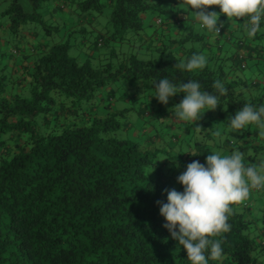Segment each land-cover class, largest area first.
I'll return each mask as SVG.
<instances>
[{
  "label": "trees",
  "instance_id": "16d2710c",
  "mask_svg": "<svg viewBox=\"0 0 264 264\" xmlns=\"http://www.w3.org/2000/svg\"><path fill=\"white\" fill-rule=\"evenodd\" d=\"M5 1L0 31V264H191L163 227L166 221L156 201L167 203L165 189L183 191L176 178L193 160L205 163L203 143L177 157L163 141L162 128L168 122L188 134V125H205L204 118L212 115L217 126L210 129L213 134L219 133L218 126H227L236 136L237 150L243 153L251 146L264 157V116L235 132L225 122L246 103L264 104V84L243 73L247 58L257 64L262 57V47L247 45H256L252 40L260 41L264 34V14L254 37L244 24L248 17H233L237 31L227 33L226 15L219 17L224 22L220 35H210L193 14L170 0ZM43 7L49 18L43 17ZM213 10L220 12L219 6ZM102 14L106 38L96 34L86 44L84 31L77 30ZM148 15L155 25L150 33L143 29ZM27 23L42 26L39 39ZM125 29L134 32L136 49L144 57L128 53L93 64L87 48L97 55L104 39H121ZM76 32L81 35L75 39ZM84 42L82 60L69 54L71 46L81 48ZM193 54L205 56L202 69L175 67ZM110 55L117 56L114 51ZM165 76L183 83L195 79L213 92L219 79L228 92L200 120L175 121L169 109L184 93L170 97L169 108L153 97L152 81ZM117 79L128 90L142 92L137 115L152 120H142L140 129L128 132L132 123L121 120L131 107L118 102L138 95L127 90L115 97L109 84ZM124 131L125 137L120 134ZM201 133L211 139L206 129ZM224 142L231 153L232 142ZM250 206L230 205V231L210 237L222 239V257L209 259L206 253L207 264H264V204L249 215Z\"/></svg>",
  "mask_w": 264,
  "mask_h": 264
},
{
  "label": "clouds",
  "instance_id": "9594fccd",
  "mask_svg": "<svg viewBox=\"0 0 264 264\" xmlns=\"http://www.w3.org/2000/svg\"><path fill=\"white\" fill-rule=\"evenodd\" d=\"M181 4L190 6L197 20L217 35H220L224 27V22L219 17L226 15L229 21L232 17H248L244 24L248 35L254 37L264 14V0H182ZM213 6H219L220 12L209 11ZM205 64L203 54H193L186 63L180 61L175 67L181 71H192L202 69ZM158 80L157 83V79H154L152 86L155 90L153 97L159 103L167 105L170 97L184 93L183 99L169 111H174L177 117L186 121H198L205 111L215 110L221 104V97L228 92L219 79L212 85L215 92L206 91L195 79L183 83L174 82L165 76ZM262 116L264 104L257 107L246 103L234 116L229 115L225 122L234 131L244 130L247 125L259 123ZM243 159L244 154L236 150L227 156L211 153L203 164L199 160H193L186 166V171L176 178L177 183L183 186V191L165 189L167 203L156 201L159 214L166 221L163 227L183 247L191 264H207L206 253L209 259L222 257V239L210 237L229 232L231 225L228 223V214L232 211L230 205L246 200L250 188L264 185V175H258L255 167H245Z\"/></svg>",
  "mask_w": 264,
  "mask_h": 264
},
{
  "label": "rangeland",
  "instance_id": "374dc122",
  "mask_svg": "<svg viewBox=\"0 0 264 264\" xmlns=\"http://www.w3.org/2000/svg\"><path fill=\"white\" fill-rule=\"evenodd\" d=\"M158 1L161 3L169 2V0H158ZM176 3L178 5V9L187 11L189 15L193 14L194 18L197 19L195 16V13L190 10V6L185 7L182 4L180 5V3H182V0H176ZM5 6H6V1L0 0V31L4 29V24L6 21V17L2 14V10L4 9ZM214 8L215 6L210 8L209 11H213ZM41 12L44 14L43 16L44 18L50 17V13L46 10V8L41 9ZM149 20H150L149 15L144 16L143 29L144 31L148 33L152 32L153 29L155 28V25L150 24ZM34 24L27 23L25 24V27L28 26V27L34 28V30L36 31L34 32L35 33L34 38L39 39L41 36V33L43 32V28L38 23H34ZM105 24H106V17L104 14H102L98 17L97 16L95 17V20L91 23V26L84 24L85 27L82 29V31L80 30H77V31L79 32L84 31L85 37L87 39L85 42H87L86 44H89V42L94 38L96 34H101L104 38H106L105 37L106 32L104 28ZM193 27L195 28L196 24ZM79 32L74 33L73 36L75 39L79 38L78 36L81 35V33ZM2 35L9 36V33L2 32ZM121 37H122L121 39H119L120 37H118L116 40L115 39H108V40L104 39V43L97 47V51H96L97 55H93V54L91 55L90 49L87 48V50H89L87 52H90L88 56L90 55L92 57L91 58L92 63L96 64L97 62H105L110 59L114 60L128 53H136L138 57H144V56H141L140 55L141 52L136 49L139 46L138 39L137 37H135L134 32L132 30L125 29ZM258 39L259 38L257 37L255 40H252V41L255 42L256 47H259V48L262 47L260 51V54H262V57H259L257 64H254V62L256 61L255 58H247V68L245 69L243 73L246 72V76L248 78L256 77V78L263 79L264 78V34L261 36L260 41ZM85 42L84 44H82L83 46L81 48H78L77 46H71L68 50L69 54L71 56H74L82 60L84 56L86 55L85 54L86 49L84 48L86 47ZM111 51H114L117 56L116 57L111 56L110 55ZM125 84L126 82L124 80L117 79L115 81H112L109 85L110 87L114 89L115 97L124 91L126 92L133 91L138 95V97L134 98V100L132 101H126V102L119 101L118 102V106L127 105L128 107H131L129 113L125 114V117L121 118V120L123 121L126 119V121L129 122V124L132 123L131 125H129V128H128V132H129V130L133 129V127L140 129L142 120H144V122L147 123L148 121L151 122L152 119L149 116L147 117L145 116L143 118L137 115L136 108L141 103V101L144 100V97H142V92L139 91V88L134 89V90L130 88L131 90L130 89L128 90L125 87L126 86ZM104 89H106V87H104ZM168 106H169L168 104L165 105L166 108H169ZM204 120H206L205 125L200 122L199 125H195L194 129L191 128L192 127L191 125H188L187 128H190L188 134L184 133V131L181 130L180 127L170 126L171 124L168 122L167 123L164 122V125L162 128V130L165 131L164 133L162 132L160 126L155 125V127L159 133L161 132L163 133V137H164L163 141L168 143L170 151L175 153L177 157H182L183 154L188 151V149H191L194 144H198V143H203L204 155L202 157V160L204 162L206 160V157L210 155L211 153H220L222 156H227V155H231L234 151L237 150L238 142H234V140L236 139L235 138L236 136L229 133V129L227 128V126H223V125L218 126L217 130L219 131V133H217L216 131L215 134H213V131L211 132V130L216 129L215 127L217 126L213 125L214 119H212V115L207 116L206 118H204ZM210 124L212 126H210ZM205 129L209 132V134H211V139H207L206 135L202 133L199 134V132H203ZM120 134L124 137L125 135L127 136V133L125 131L120 132ZM142 137L143 136H140L139 138H137L139 143H142L143 141ZM188 137L189 139H187ZM225 139H228L229 141L232 142L231 144H229L233 148L231 149V153H230V150H228V147L226 146L227 144L224 142ZM194 141H197V142H194ZM211 142H213V144H211ZM244 149H245L243 150L244 159L242 161L244 165L246 166L247 164L253 165V167H255L258 170V175H264V157H263L262 151H257L251 146H248ZM245 152H247L249 155L254 153L253 155L254 156L256 155V158H254L253 155L249 157V155L247 153L245 154ZM257 157H260V159H257ZM179 172L182 173L183 170H180ZM262 186L263 188H260V190L258 189L250 190L247 199L244 200L246 203L250 204L251 207L254 208L255 212H258L262 204H264V185Z\"/></svg>",
  "mask_w": 264,
  "mask_h": 264
},
{
  "label": "crops",
  "instance_id": "0c3cea01",
  "mask_svg": "<svg viewBox=\"0 0 264 264\" xmlns=\"http://www.w3.org/2000/svg\"><path fill=\"white\" fill-rule=\"evenodd\" d=\"M172 1H175L176 2V0H172ZM227 18V17H226ZM225 18V19H226ZM230 19V21L228 20V18L226 19V21H227V24L225 25V31H227V33H229V32H233V33H235L236 31H237V27H238V23H236L237 21L236 20H234L233 19V17L232 18H229ZM199 25L200 26H202V24H201V22H199ZM213 34V32H211L210 31V35H212ZM253 39H255V38H253ZM248 47H250L251 48V46H255L256 47V45H253V43L251 42L250 44H248L247 45ZM255 47H252L253 49L255 48ZM254 81H257V84L259 85V86H262L263 84H264V78L263 79H261V78H252ZM173 120H175V121H181V118H179V117H177V118H175V119H173ZM230 150V149H229ZM258 173V172H257ZM260 188H261V186L260 187H258V188H255V189H252V188H250V190H260ZM245 201H243V202H241V203H244ZM241 203H239V204H237V206H239ZM251 207V206H250ZM253 210V207H251V209H247V211H248V213H249V215L250 214H252L251 212H253L254 213V211H252Z\"/></svg>",
  "mask_w": 264,
  "mask_h": 264
},
{
  "label": "built area",
  "instance_id": "2783aa9c",
  "mask_svg": "<svg viewBox=\"0 0 264 264\" xmlns=\"http://www.w3.org/2000/svg\"><path fill=\"white\" fill-rule=\"evenodd\" d=\"M156 21H158V18H156Z\"/></svg>",
  "mask_w": 264,
  "mask_h": 264
}]
</instances>
